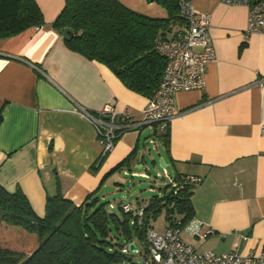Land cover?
I'll return each mask as SVG.
<instances>
[{
	"label": "crops",
	"instance_id": "obj_1",
	"mask_svg": "<svg viewBox=\"0 0 264 264\" xmlns=\"http://www.w3.org/2000/svg\"><path fill=\"white\" fill-rule=\"evenodd\" d=\"M36 1L43 25L0 39V185L22 190L43 216L46 196L58 189L79 205L96 189L103 198L121 187L120 173L145 172L139 168L151 141L168 164L157 173L200 178L183 241L215 254L264 246V34H246L247 7L192 0L197 14L209 15L215 50L204 86L174 95L167 145L154 135L159 125H145L122 132L102 154L95 128L77 109L95 112L113 103L138 118L148 97L68 47L52 25L65 0ZM118 1L149 17L167 16L153 1ZM129 154L128 165L104 180Z\"/></svg>",
	"mask_w": 264,
	"mask_h": 264
},
{
	"label": "trees",
	"instance_id": "obj_2",
	"mask_svg": "<svg viewBox=\"0 0 264 264\" xmlns=\"http://www.w3.org/2000/svg\"><path fill=\"white\" fill-rule=\"evenodd\" d=\"M167 11L164 18L135 12L118 0H65L54 18L53 27L72 30L68 47L90 60L105 64L130 90L151 97L161 80L166 60L156 50L155 40L175 37L185 21L180 16L184 0H149ZM43 13L36 0H0V39L26 29L40 27ZM0 114V121H1ZM154 135L167 145L169 130ZM131 154L106 175L127 166ZM176 181L182 175L171 174ZM159 194L145 204L142 224L132 213L109 208L98 189L77 205L56 191L47 195L45 212L38 216L19 188L9 192L0 185V264H119L135 261L129 244L146 247L144 232L154 227L164 212L168 226L177 217L180 226L193 216V184L186 183L175 193L165 182ZM173 204V205H172ZM172 205V206H171ZM123 249H126L124 251Z\"/></svg>",
	"mask_w": 264,
	"mask_h": 264
},
{
	"label": "built area",
	"instance_id": "obj_3",
	"mask_svg": "<svg viewBox=\"0 0 264 264\" xmlns=\"http://www.w3.org/2000/svg\"><path fill=\"white\" fill-rule=\"evenodd\" d=\"M222 2L227 5H245L246 34H264V0H222ZM180 16L185 24L175 37L163 39L158 36L154 42L156 50L165 58L166 64L158 87L148 98L138 118H135L127 108L118 110L113 103H106L95 112L83 107L77 109L79 114L95 128L102 154L111 151L121 133L128 129H139L145 125L156 124L160 126V130H163L173 115L174 95L178 91L201 89L204 86L206 66L215 58L209 32V15L197 14L193 9L192 0H184L181 3ZM129 174L149 177L146 172ZM157 175L172 188L173 193L186 183L194 185L200 182L199 177L192 175L184 176L183 181H176L166 170ZM127 197L126 193H121V198ZM121 208L126 213H132L137 218L138 225L142 224L145 204L134 207L127 200L121 204ZM180 232V221L173 216L171 223L164 228L162 234H158L154 227H147L144 232L146 241L144 251L136 247L133 251L140 255V259L124 260L119 264H264V246L247 253L234 250L221 254L211 251L199 252L183 241Z\"/></svg>",
	"mask_w": 264,
	"mask_h": 264
},
{
	"label": "rangeland",
	"instance_id": "obj_4",
	"mask_svg": "<svg viewBox=\"0 0 264 264\" xmlns=\"http://www.w3.org/2000/svg\"><path fill=\"white\" fill-rule=\"evenodd\" d=\"M146 156H145V164L143 167L139 168V170L145 171L149 177H142V176H131L130 174L124 175L120 173L121 180L123 181L121 187L124 192H128L129 197L126 199L121 198V192L119 189L121 187H114L111 189L110 193L104 194L103 201H105L109 208H113L117 211L118 204H122L127 200L130 201L133 206H137L139 203L142 205L145 204L148 199L156 194L160 193L158 186L163 183L162 178L157 175V172H162L163 167L159 164V155L157 150L155 149V145L148 141L146 143ZM158 151L164 155V151L160 145H157ZM154 160V163H153ZM121 183V182H120ZM131 184L133 185L134 189L130 188ZM140 190L138 194L131 196L134 190ZM165 226V218L164 212L162 211L159 213L158 217L154 221V230L158 234H162L164 231ZM136 242V247L140 251H144V245L138 241ZM133 258L135 260L140 259V255L137 252H133Z\"/></svg>",
	"mask_w": 264,
	"mask_h": 264
},
{
	"label": "water",
	"instance_id": "obj_5",
	"mask_svg": "<svg viewBox=\"0 0 264 264\" xmlns=\"http://www.w3.org/2000/svg\"><path fill=\"white\" fill-rule=\"evenodd\" d=\"M61 35H62V37L65 39V40H69V39H71V37H72V30L69 28V27H65V28H63L62 30H61ZM159 164L162 166V167H167L168 166V164H166V162L164 161V159L163 158H159ZM153 163H154V160H153ZM138 191V190H137ZM137 192H133L132 194H131V196H133V195H135ZM129 248H130V250L131 251H134V249H135V245L133 244V243H130L129 244Z\"/></svg>",
	"mask_w": 264,
	"mask_h": 264
}]
</instances>
